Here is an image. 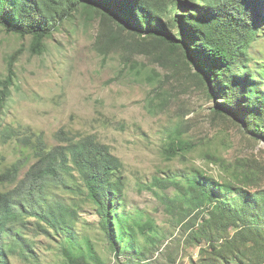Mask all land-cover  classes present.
<instances>
[{
  "label": "rangeland",
  "instance_id": "374dc122",
  "mask_svg": "<svg viewBox=\"0 0 264 264\" xmlns=\"http://www.w3.org/2000/svg\"><path fill=\"white\" fill-rule=\"evenodd\" d=\"M100 33V19L80 13L37 52L32 35L0 27V79L8 75L10 61L17 76L0 113V174L21 158L27 134L41 136L49 146L68 143L64 137H94L123 163L124 195L117 212L127 214L124 223L133 225V239L121 242L117 253L95 204L74 195L75 234L84 250L92 245L90 264H205L192 231L209 216L204 209L209 204L199 207L189 179L200 171L251 192L263 188L264 139L233 117L215 114V101L192 75L195 66L184 67L177 56L166 65L154 55L105 45ZM253 51L264 52V40ZM8 127L19 134L4 142ZM173 141L176 151L169 147ZM16 185V179L0 178V191ZM213 231L228 234L218 227ZM27 235L38 257L26 261L12 254V264H66L62 236L34 228Z\"/></svg>",
  "mask_w": 264,
  "mask_h": 264
},
{
  "label": "trees",
  "instance_id": "16d2710c",
  "mask_svg": "<svg viewBox=\"0 0 264 264\" xmlns=\"http://www.w3.org/2000/svg\"><path fill=\"white\" fill-rule=\"evenodd\" d=\"M80 13L100 19L99 40L105 45L154 55L166 65L177 56L184 67L195 66L192 75L215 101V114L233 117L264 139V52L253 51L264 40V0H0V27L32 35L34 48L43 52L45 39ZM16 77L10 61L8 75L0 79V113ZM15 134L13 127L6 128L3 141ZM64 139L68 143L49 146L41 136L27 134L21 158L0 174L17 181L15 188L0 191V264H12V254L26 261L38 257L27 235L33 228L63 237L66 264H90L93 247L87 244L84 250L75 234L74 195L95 204L117 253L121 242L133 239V225L124 223L127 214L117 212L125 186L121 160L94 137ZM169 147L176 151L174 141ZM198 172L189 183L199 193V207L209 204L204 209L210 210L202 227L192 231L200 260L264 264V187L251 192ZM60 190L72 199L58 198ZM214 227L228 234L215 233Z\"/></svg>",
  "mask_w": 264,
  "mask_h": 264
}]
</instances>
